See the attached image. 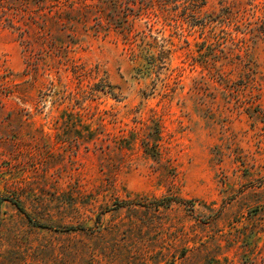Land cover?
I'll return each instance as SVG.
<instances>
[{"label":"rangeland","instance_id":"obj_1","mask_svg":"<svg viewBox=\"0 0 264 264\" xmlns=\"http://www.w3.org/2000/svg\"><path fill=\"white\" fill-rule=\"evenodd\" d=\"M81 1L0 25V264H264V0Z\"/></svg>","mask_w":264,"mask_h":264},{"label":"trees","instance_id":"obj_2","mask_svg":"<svg viewBox=\"0 0 264 264\" xmlns=\"http://www.w3.org/2000/svg\"><path fill=\"white\" fill-rule=\"evenodd\" d=\"M77 1L79 0H0V25L11 27L12 29L19 30L21 33H23L25 31V28L22 27L23 25L22 23L24 22L25 16L29 15L30 17H32L33 15L32 18L35 19L36 16H39L42 10L43 11L45 10L44 8L46 4H48L49 2L51 3V7L49 9V12H46L49 13L48 14L49 18H54L58 16L61 18L63 17L70 19L76 14L80 16L82 11L81 13H78L80 9L77 7H70L68 9L58 8L62 3L77 2ZM90 1L92 2V0H82L81 2L85 8H89L88 5L91 4ZM176 1L177 3H179V1H182L185 4V6H187L186 9L189 10V16L191 17H198L199 16L198 12L202 7L203 2L205 3V1L202 2L200 0H160L158 3L155 4L163 7L162 6L163 3L166 7V5H168L169 3ZM34 2L37 4V7L33 6ZM101 2L103 1L101 0ZM104 3H109V6L103 5L101 7H98L97 10H95L97 12V18H98L95 24H97L98 26L100 25L98 21H101L99 19L101 17L102 18L109 17L110 20L115 19L119 21L121 20L122 13L130 14V12H134V9L131 6V4H128L125 10L122 9L121 0H104ZM153 5L154 4L149 5L147 2L144 3L143 5H140L141 9H145V11L142 12L139 15V17L141 18V16L145 14L148 15L150 12L149 10L151 7H153ZM153 12L155 13L154 16L156 17V21H160L162 19L163 21L169 20V15L164 8L163 9L157 8V10H154ZM43 14H45V12ZM170 51L171 50L169 49H165L164 46L161 47L160 48L161 58L159 59L164 60L165 58L163 54H165L166 52L169 53ZM16 204L19 206L21 210H24L20 203L16 202Z\"/></svg>","mask_w":264,"mask_h":264}]
</instances>
